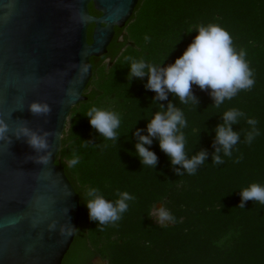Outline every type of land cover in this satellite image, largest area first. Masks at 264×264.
<instances>
[{"label": "trees", "instance_id": "trees-1", "mask_svg": "<svg viewBox=\"0 0 264 264\" xmlns=\"http://www.w3.org/2000/svg\"><path fill=\"white\" fill-rule=\"evenodd\" d=\"M89 13L99 15L92 5ZM209 22L224 27L237 49L246 50L256 81L250 91H241L216 108L209 94L193 85L198 98L193 106L180 104L171 94L167 101H154L155 93L145 88L147 77L127 79L126 56L166 66L196 35L189 30ZM92 29L90 25L87 30L88 43ZM90 63L86 100L71 108L55 160L78 195L80 209L79 231L61 264H91L95 257L106 264H264V205L247 201L243 209L237 207L241 188L252 182L264 185V0H138L126 25L115 28L107 53ZM169 101L183 110L187 120L183 131L189 156L200 150L209 154L195 175H176L174 167L179 166L170 164L155 139L150 146L157 156L154 168L143 166L135 154L133 132L144 130L158 105ZM93 105L120 114L115 143L90 126L85 114ZM229 108L255 118L260 135L250 145L244 143L250 126L241 118L232 126L240 132L238 150L214 165V129ZM86 141L88 148L82 147ZM73 151L80 163L70 168L67 160ZM241 154L243 159L234 163ZM89 187L100 189L108 200L117 198V190L136 199L128 202L117 226L98 231L84 203ZM157 204L165 206L176 223L167 227L156 223L149 214Z\"/></svg>", "mask_w": 264, "mask_h": 264}, {"label": "water", "instance_id": "water-1", "mask_svg": "<svg viewBox=\"0 0 264 264\" xmlns=\"http://www.w3.org/2000/svg\"><path fill=\"white\" fill-rule=\"evenodd\" d=\"M138 0H0V120L9 138L0 140V264H61L76 229L79 197L56 156L72 107L86 100L91 58L107 53L115 28H123ZM89 5L99 13H89ZM92 25L91 42L87 30ZM87 73L81 74V65ZM32 101L51 106L34 116ZM24 121L35 131L53 133L47 165L28 157L37 153L12 130ZM43 154V153H41ZM161 205L157 204L156 208ZM57 222V229L48 225ZM91 264H106L95 257Z\"/></svg>", "mask_w": 264, "mask_h": 264}, {"label": "clouds", "instance_id": "clouds-1", "mask_svg": "<svg viewBox=\"0 0 264 264\" xmlns=\"http://www.w3.org/2000/svg\"><path fill=\"white\" fill-rule=\"evenodd\" d=\"M195 31L196 35L187 45L183 53L174 62L161 66L146 62L143 58L136 59L126 56L129 72L127 79L133 77H147L145 88L154 92V101H167L169 94L176 97L180 104H198V98L193 93V85L201 91L209 94L213 100V106L219 108L226 100H231L241 91H250L255 85L254 70L246 59V50L237 49L231 34L220 24L209 22L194 25L189 32ZM145 42L150 38L145 36ZM87 66H80V73H87ZM159 110L151 114L144 130L136 129L133 135L136 138L134 144L135 154L143 166L151 169L157 163L156 154L150 150L153 139L158 141L160 150L166 154L170 164L174 167L176 175H195L197 170L205 164L208 158L206 150L197 151L189 156L186 152V136L183 129L188 127L187 120L181 108L175 106L171 101L166 105L159 104ZM29 112L34 116H48L51 106L46 102L32 101L28 105ZM90 126L100 134L104 140L115 143L119 136L118 129L121 125L119 113L93 105L85 114ZM241 118L246 119L250 130L245 133L244 143L251 144L260 131L257 128L258 121L248 118L246 114L237 109L229 108L221 114L222 123L215 126V138L213 141L212 164L224 163L223 157L231 158L236 146L241 142L240 132L234 131L232 126L239 123ZM147 134H142L145 132ZM9 126L0 120V140L9 138ZM12 134L25 142L36 153V156L28 157L35 163L47 165L51 157V145L49 136L53 133L45 130L35 131L27 127L24 121ZM90 142H82V147L88 148ZM99 147V145H91ZM43 153V154H41ZM243 155L238 156L234 163H239ZM80 163V156L73 151L71 158L67 160L68 167H75ZM183 169V171H181ZM115 200H108L100 189L89 187L85 191L84 203L87 208L88 218L96 222L98 231H104L108 225L117 226L123 214L128 211L129 201H135L136 197L127 191L115 193ZM240 203L238 208L243 209L245 202L253 201L264 205V185L252 182L239 191ZM149 216L160 226L167 227L169 223H176V218L161 204L159 208L154 206ZM50 231L57 229L54 220L48 225ZM59 233L64 237L73 235L76 229L71 223L60 225Z\"/></svg>", "mask_w": 264, "mask_h": 264}, {"label": "rangeland", "instance_id": "rangeland-1", "mask_svg": "<svg viewBox=\"0 0 264 264\" xmlns=\"http://www.w3.org/2000/svg\"><path fill=\"white\" fill-rule=\"evenodd\" d=\"M105 63H107L108 62V60H106V61H104Z\"/></svg>", "mask_w": 264, "mask_h": 264}, {"label": "flooded vegetation", "instance_id": "flooded-vegetation-1", "mask_svg": "<svg viewBox=\"0 0 264 264\" xmlns=\"http://www.w3.org/2000/svg\"><path fill=\"white\" fill-rule=\"evenodd\" d=\"M90 6V5H89Z\"/></svg>", "mask_w": 264, "mask_h": 264}]
</instances>
